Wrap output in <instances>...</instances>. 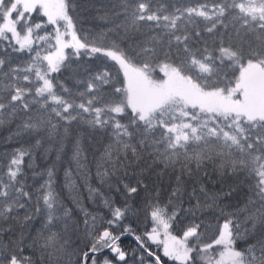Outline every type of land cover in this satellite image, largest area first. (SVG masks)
<instances>
[{
	"label": "snow or ice",
	"instance_id": "6c2138e0",
	"mask_svg": "<svg viewBox=\"0 0 264 264\" xmlns=\"http://www.w3.org/2000/svg\"><path fill=\"white\" fill-rule=\"evenodd\" d=\"M0 264H264V0H0Z\"/></svg>",
	"mask_w": 264,
	"mask_h": 264
},
{
	"label": "trees",
	"instance_id": "16d2710c",
	"mask_svg": "<svg viewBox=\"0 0 264 264\" xmlns=\"http://www.w3.org/2000/svg\"><path fill=\"white\" fill-rule=\"evenodd\" d=\"M61 179H63V176H62V174H61Z\"/></svg>",
	"mask_w": 264,
	"mask_h": 264
}]
</instances>
